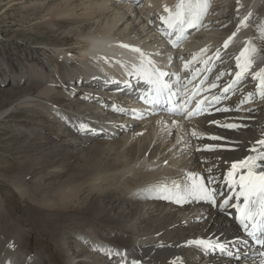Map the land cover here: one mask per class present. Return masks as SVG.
Segmentation results:
<instances>
[{"label": "bare ground", "instance_id": "1", "mask_svg": "<svg viewBox=\"0 0 264 264\" xmlns=\"http://www.w3.org/2000/svg\"><path fill=\"white\" fill-rule=\"evenodd\" d=\"M177 2L178 0H148L135 9L131 1L72 0L63 3V6H52L49 13L45 14L46 17L49 16L46 19H50L49 29L58 33L55 35L59 44L51 47L49 43L38 49L53 52L51 67L58 76L51 73L50 79L53 78L64 87L61 92L64 91L72 98V102L69 103L71 106L65 108L55 105L52 99L61 96L62 93L53 92L51 86L44 85L50 84V81L46 80L42 86L35 88L38 89L40 96H48L47 99L51 103H47L48 100L41 102L39 98L27 94L18 101L17 105L24 102H36V104L38 102L43 103L46 109L51 108V112L55 110L58 116L65 118L66 134L74 137L75 141L66 143L83 147L87 141L93 142L102 136L105 140L100 139L95 145H107L110 150L116 147L128 150L129 157L123 158L119 164L121 173L137 177V181L134 180L137 182L136 189L129 196L119 193L113 202L119 199L131 201L130 205L141 210L140 215L133 222H122L123 219L119 214L108 212L106 207L100 205L101 199H98V203L95 204L98 208L94 213L100 215L98 216L100 219L105 218L121 224L118 228H122L123 232L100 231L98 236L89 239L91 244L84 248L81 259L84 260L83 262H90L92 261L90 257L95 256L93 263L108 264L106 257L111 254L112 258L115 257V262L109 264H131L133 260H138L140 264H261L264 260L241 250L239 245L244 243L245 238L238 230L234 219L227 216L233 205L231 202L223 208L196 201L176 204L158 198L159 194L154 191L158 183L163 181H166L169 187L173 182L183 184L187 173L194 172L203 175L206 179L212 177L213 183L209 186L216 189V199L218 198L219 203H223L228 196H232L231 200H235V193L226 180V172L232 162L255 155L251 151V146L258 139L264 138V97L259 95L256 88L257 81L252 79L251 75L232 85L228 92H224L223 89L234 79L236 57L246 46L256 49L252 54V71L264 68V49L263 45L260 46L264 41V32L258 35L255 26L250 23L251 20L260 21L264 17V0H212L198 31L188 29L185 38L181 41L180 45L186 51L184 61L192 60V57L196 56L197 60L193 61V65H197L200 77L206 74L207 80L211 83L215 81L218 85L206 96L209 101L213 95L219 99L224 97L222 101L211 103L208 106L210 109L208 113L190 119L186 118L185 113L175 116L176 121L140 114L121 116L118 109L124 106L125 94L110 92L109 85L101 90L95 80L99 71L108 69L109 65L120 69L116 65L122 61L121 57L124 53L122 45L125 42L134 43L135 47L140 48L144 54L147 50L146 57L153 55L161 57L170 52L172 53L169 56L172 57L174 48L170 45V39L164 36L167 25L159 17L166 15L165 5L174 8ZM222 5L223 8L224 5L229 6L224 10L226 16L224 18L222 15L217 20L219 24L213 26L212 21H215L218 15L213 10ZM231 6L234 10H231ZM80 10L82 11L79 12ZM245 16L248 17L246 26L240 25V21ZM158 24L163 25L158 27ZM259 27L264 26L260 24ZM61 29L62 32H57ZM233 32L236 35L225 49L224 41ZM73 37L85 45L61 44ZM235 42L240 44L234 47ZM77 48L79 50L75 51ZM201 49L207 50L204 56H201ZM217 49L220 50L221 59H215ZM208 57L213 58L207 65L211 70L205 71L203 60ZM126 61L127 59L124 58L123 62ZM37 65H33L31 73L21 72L9 78V81H28V83L40 81L42 76ZM126 67L129 69L131 67L129 60ZM220 73L224 75L220 80H216V76ZM30 79L34 80L30 81ZM33 87L30 85L29 88ZM104 96H112V98L107 100ZM76 104L79 105V109L72 110L70 107ZM194 106L195 102L189 109ZM217 108H228L230 111H216ZM9 113H11L10 108L4 109L0 111V117ZM141 116L143 118H140ZM211 121H219L220 124L238 123L242 127L227 129ZM193 130L203 138L193 137L191 135ZM116 134L122 135L121 139L111 140ZM213 136L224 139H210ZM205 145L214 146V150H204ZM100 149L102 148L97 147L95 150ZM87 163L95 164L91 161ZM142 198L148 203H140ZM78 219H80V226L77 227L79 232V229L85 230L88 225L80 216ZM137 222L143 226L139 228ZM82 233V237L88 238L85 236L87 233ZM198 238L213 243L219 240L236 255L228 256L219 251L213 253L186 243ZM90 247L98 250L97 256L91 252ZM13 248L14 239L7 241L5 239V242H1L0 258L3 251ZM68 251V262L77 264L76 255H71L70 249ZM33 261V257H30L25 264H33Z\"/></svg>", "mask_w": 264, "mask_h": 264}, {"label": "rangeland", "instance_id": "2", "mask_svg": "<svg viewBox=\"0 0 264 264\" xmlns=\"http://www.w3.org/2000/svg\"><path fill=\"white\" fill-rule=\"evenodd\" d=\"M67 1L72 0H0V111L10 108L11 112L0 117V243L14 239V248L2 252L0 264H25L30 257L34 259L33 264H71L68 249L71 255H76L77 264H95V256L90 257V262L81 260L84 248L91 244L89 239L98 236L100 231L123 232L118 228L121 224L100 219V215L94 213L98 208L97 200L101 199L100 205L108 212L119 214L125 223L135 221L141 213L139 208L130 205L131 201L119 199L113 202L119 193L129 196L136 189L134 180L137 181V177L122 175L119 166L123 158L129 157L128 150L121 147L110 150L107 145H95L100 139L105 140L102 136L93 142L87 141L83 147L66 143L75 140L73 135L66 134L65 118L58 116L55 110L51 112V108L46 109L38 102L17 105L27 94L41 102H50L48 96L41 97L35 88L46 80L50 84L44 85L51 86L53 92L62 93L52 99L55 105L71 106L72 98L61 92L64 87L50 79L51 73L58 76L51 67L53 52L38 49L49 43L51 47L59 44L58 33L49 29L50 19H46L49 16L45 14L52 6H63ZM224 7L213 10L218 14L212 21L213 26L219 24L217 20L222 15L225 18L224 10L229 6ZM231 10H234L233 6ZM250 23L258 35L264 32V27L258 28L260 24L264 26V17ZM62 43L63 46L85 45L74 37ZM262 45L264 49V41L260 43ZM33 65H37L41 73L40 81H9L21 72L31 73ZM30 85L34 87L30 89ZM70 108L77 110L79 105ZM121 136L116 134L111 140L121 139ZM97 147L102 149L96 151ZM165 184L163 181L158 186ZM141 200L140 203L147 202L144 198ZM79 216L88 226L78 232ZM137 224L139 228L143 226ZM82 232L87 233L88 238L82 237ZM90 248L97 256L98 250ZM106 259L108 264L115 262V257Z\"/></svg>", "mask_w": 264, "mask_h": 264}, {"label": "snow or ice", "instance_id": "3", "mask_svg": "<svg viewBox=\"0 0 264 264\" xmlns=\"http://www.w3.org/2000/svg\"><path fill=\"white\" fill-rule=\"evenodd\" d=\"M139 4L140 0H134ZM210 7V0H178L174 8H170L167 5L164 6V12L166 15L159 17L167 25V34L169 37L175 35L176 39L172 41L173 45L177 44L187 33L188 29H195L201 26L203 17L207 14ZM248 17L245 16L240 25L246 26ZM239 27V25H238ZM236 35L235 32L224 41L223 47L226 49L229 42ZM122 47L133 48L134 51L144 55L141 49L135 48L131 45H122ZM206 49H201V56L206 54ZM254 47H245L241 50L240 55L236 57V71L234 79L231 83L223 89L224 92H228L232 85L239 83L245 76L251 75L252 79L257 81L256 88L261 97H264V68H260L258 71H252V54L255 53ZM183 59V58H182ZM212 57H208L203 60L205 65V71L211 69L207 67L212 62ZM215 59H221L220 50L217 49L215 53ZM197 57L193 56L192 60H185L183 67L189 69L193 65V61H196ZM243 61V62H242ZM199 69H195L192 74V78L188 81L191 83L192 79H195ZM138 79H142L148 85L151 86L147 95L140 96L139 98L145 103L152 105L153 107H161V110L172 113L173 115H185L190 119L194 116L204 114L208 111V106L219 100V97L213 95L211 101L208 97H202L196 99V97L202 91L207 92L211 89L218 87L217 83L213 81L209 84L208 88H203L204 81L201 80L199 86H194V90L189 94L187 85L179 91H173V85L165 79L169 74L159 67L155 66V62L148 59L147 65L143 63L137 68ZM224 73H220L216 76V80H220ZM179 83V77L176 80ZM251 95V94H249ZM173 97H178L177 100H173ZM195 100V107L189 109L190 104ZM216 111H230L228 108H217ZM140 118H143L142 116ZM213 124H217L220 127L227 129H239L242 127L238 123H224L220 124L219 121H211ZM191 135L197 139L203 138L197 135L195 130ZM210 139L218 140L224 139L222 137H210ZM200 151L201 149H197ZM204 150H214V146L205 145ZM251 151L255 155L246 156L243 159H238L231 163L230 168L226 172L227 183L235 193L236 204L232 205L236 209V219L239 221L240 226L248 237H251L258 245L264 246V138L258 139L252 146ZM210 171V170H209ZM213 183L212 177L207 179L198 173L189 172L186 175L185 182L178 184L173 182L172 186L160 185L157 186L156 191L158 198L170 200L176 204L188 203L190 201L205 202L210 206H218L223 208L228 205L233 198L229 196L223 200V203H219L216 199L217 191L215 188L209 185ZM242 200V203H241ZM188 245H196L202 247L207 251L213 253L219 251L222 254L228 256L236 255L228 249L227 245L217 240L213 243L210 240L202 238L186 241ZM131 264H140L138 260H133ZM264 264V260L261 261Z\"/></svg>", "mask_w": 264, "mask_h": 264}]
</instances>
